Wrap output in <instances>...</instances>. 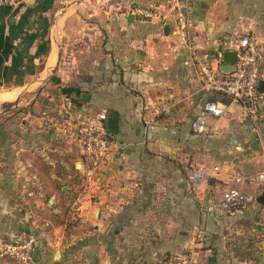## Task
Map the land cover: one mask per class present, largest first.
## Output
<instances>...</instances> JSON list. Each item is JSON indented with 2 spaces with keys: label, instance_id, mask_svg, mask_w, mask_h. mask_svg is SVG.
<instances>
[{
  "label": "crops",
  "instance_id": "0c3cea01",
  "mask_svg": "<svg viewBox=\"0 0 264 264\" xmlns=\"http://www.w3.org/2000/svg\"><path fill=\"white\" fill-rule=\"evenodd\" d=\"M141 2L166 0L0 5V237H33L32 264H264V177L244 176L264 174V90L254 117L231 106L207 118L215 134L190 127L224 99L200 88L191 51L223 74L245 33L264 49V0H184L189 47L171 22L133 14ZM88 124L112 140L91 181L77 135Z\"/></svg>",
  "mask_w": 264,
  "mask_h": 264
},
{
  "label": "built area",
  "instance_id": "2783aa9c",
  "mask_svg": "<svg viewBox=\"0 0 264 264\" xmlns=\"http://www.w3.org/2000/svg\"><path fill=\"white\" fill-rule=\"evenodd\" d=\"M24 1L0 0V5L16 7ZM132 13L146 20L171 22L180 42L188 46L185 34L187 14L184 0H166L163 8L157 4H137L133 7ZM239 45L240 51L234 70L223 74L212 69L208 58L200 56L195 50L191 51L192 60L199 73L200 88L224 97V99H209L204 103L203 113L190 121L193 132L206 136L215 134L216 131L212 129L207 118L227 115L231 106L237 107L246 117L251 118L256 115L260 97L257 88L261 77L264 49L251 31L239 38ZM77 135L82 151L84 178L91 181L96 170L107 161L112 140L101 125L83 126L77 130ZM263 177V173L259 172L254 180L260 181ZM203 178L204 170L202 168L193 169L187 175L189 187L196 189ZM237 199V191L231 189L224 191L223 199L219 203L220 209L224 213L229 211ZM250 200L252 199L243 198L245 202ZM33 249L34 238L31 236L25 237L19 242L5 241L0 237V257H10L22 264H32ZM175 264L185 263L175 260Z\"/></svg>",
  "mask_w": 264,
  "mask_h": 264
},
{
  "label": "water",
  "instance_id": "95a60500",
  "mask_svg": "<svg viewBox=\"0 0 264 264\" xmlns=\"http://www.w3.org/2000/svg\"><path fill=\"white\" fill-rule=\"evenodd\" d=\"M164 29H167V26L164 27ZM235 52L233 51H228L227 53V57L228 59H224V65H222V70L225 71V72H232L234 70V65L232 63H234L235 61ZM225 66V68H224ZM226 66H231L230 69H228ZM258 91H263L264 90V82H260L259 85H258ZM256 201L260 204H264V192L260 193L257 197H256ZM54 264H57V263H54Z\"/></svg>",
  "mask_w": 264,
  "mask_h": 264
},
{
  "label": "trees",
  "instance_id": "16d2710c",
  "mask_svg": "<svg viewBox=\"0 0 264 264\" xmlns=\"http://www.w3.org/2000/svg\"><path fill=\"white\" fill-rule=\"evenodd\" d=\"M140 4H144L143 2H141ZM137 5V4H136ZM258 173L256 172V173H248V174H244V176H247V177H250V178H252V180H254L255 179V176L257 175ZM243 203H245V201L243 202ZM230 210L232 211V209L230 208ZM225 214V213H224ZM226 222H228V220L226 221ZM2 258H4V257H2ZM7 258H10V257H7ZM11 260H15V259H13V258H10ZM16 261V260H15ZM164 261H166V260H164ZM163 264H165V262H163Z\"/></svg>",
  "mask_w": 264,
  "mask_h": 264
},
{
  "label": "rangeland",
  "instance_id": "374dc122",
  "mask_svg": "<svg viewBox=\"0 0 264 264\" xmlns=\"http://www.w3.org/2000/svg\"><path fill=\"white\" fill-rule=\"evenodd\" d=\"M264 175V174H263ZM223 199V193H222V196H221V200ZM232 214V211L229 210V211H226L224 215H230Z\"/></svg>",
  "mask_w": 264,
  "mask_h": 264
}]
</instances>
